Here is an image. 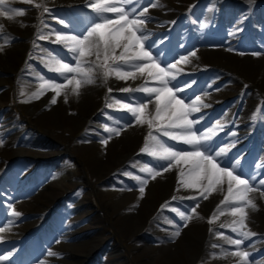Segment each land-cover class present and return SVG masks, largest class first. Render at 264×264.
<instances>
[{
  "label": "rangeland",
  "instance_id": "rangeland-1",
  "mask_svg": "<svg viewBox=\"0 0 264 264\" xmlns=\"http://www.w3.org/2000/svg\"><path fill=\"white\" fill-rule=\"evenodd\" d=\"M112 2L5 0L23 15L11 20L0 16V226L5 221L11 225L0 231V246L8 235L28 230L32 221L43 226L50 240L41 233L28 236V254L15 256L7 250L9 259L0 264H33L32 256L67 259V251L77 260L69 264H113L104 256L111 250L125 264H264V186L258 184L264 178V0L124 4L126 10L135 9L130 19H145L138 35L147 37L144 50L153 61L166 70L170 64L176 66L172 69L176 79L168 87L184 105L199 108L189 119L198 121L192 129L197 136L211 135L205 147L212 162L230 171L234 165L233 175L249 179L256 189L248 193L256 209L245 208L243 231L254 234L247 239L227 227L238 219L229 212L234 203H221L228 195L227 176L216 173L220 183L214 181L209 188L204 180L207 162L192 170L199 157L169 167V161L151 155L159 145L194 150L157 131V126H166L163 120H153L149 128L155 95L136 89L160 87L159 80L148 75L156 72L153 61L131 62L148 65L143 75L131 64L122 65L121 71L135 79L121 80L114 71L104 76L102 55L99 59L95 53L85 55L81 67L91 68L93 82L75 92L67 80L76 74L51 70L59 66L57 60L75 67L78 55L69 51L70 40L57 42V36L86 34L93 23L102 22L101 17L114 19L115 14L98 15L91 7ZM220 36L236 42L224 45ZM136 51L130 48L129 54ZM120 52L117 49L116 55ZM108 66L114 67L111 59ZM53 82L64 85L59 96L48 87ZM167 99L166 93L161 104ZM140 103L148 104L142 114L145 123L122 107ZM221 148L227 151L215 157ZM193 179H198L196 187L185 188L184 183ZM52 230L63 235L52 238ZM227 238L244 243L237 247ZM241 251L250 254L245 262L233 255ZM0 255L5 253L1 250ZM84 257L91 263H83Z\"/></svg>",
  "mask_w": 264,
  "mask_h": 264
},
{
  "label": "snow or ice",
  "instance_id": "snow-or-ice-1",
  "mask_svg": "<svg viewBox=\"0 0 264 264\" xmlns=\"http://www.w3.org/2000/svg\"><path fill=\"white\" fill-rule=\"evenodd\" d=\"M151 2V0H148ZM132 0H113L112 3H95L92 4L91 7L95 13L103 14V13H112L115 14V18L101 17L102 22L93 23L91 27L87 28L86 34L81 32L80 34L73 35L71 37H61L57 36V42H63L64 40H70L72 47H70L69 51L71 53H78L76 56V66H70L68 63H62L60 60H57L56 63L59 65L56 68L51 69L52 71L58 73H73L74 75L71 79L67 80V84L75 85L72 88V91L75 92L82 84H91L92 81V70L91 68L81 67V57L85 55H92L95 53L97 59L103 56V66L105 67L104 76L107 78L110 74V71H114L116 77L121 80L128 79L131 76L135 79V75L130 72L121 71L122 65H130L133 61H153V57L150 55L149 51H145V41L147 37L143 34L138 35V32H141L142 26L146 22L143 18H129L130 15L134 17L135 9L131 11L126 10L124 4H131ZM119 4V6H117ZM147 9H144L146 12ZM23 15L22 11H19L15 8L8 7L5 3V0H0V16L7 17L8 19H12L14 16ZM140 16L143 17L144 13H140ZM61 23H64L62 20ZM174 23V22H173ZM204 27V25H201ZM65 28L69 29V25L65 24ZM231 35H235V32L231 33ZM82 37V38H80ZM151 47V45H148ZM130 48H136L138 51L129 54ZM121 49L119 55H116V50ZM191 55H195V52L190 53ZM111 59L113 61L114 67L109 68L108 61ZM185 63H187L186 57H181ZM119 62V63H117ZM164 61L161 60V63ZM141 75L144 74L145 68L148 65L135 63L131 64ZM151 67L156 69L155 73L149 72V76H154L159 80L160 87L155 88H142L136 89V91H143L151 95H155V116L152 119L147 120L149 128L151 129L153 126V120L160 121L163 120L165 122V127L161 128L157 126V131H162V134L168 136L171 140L182 141L186 145H191L193 147V151H175L172 147H165L163 145H159L155 148L151 155L158 157V159L162 161H169V167L172 166V163L179 164L181 160H185L188 157H199V160H195L192 162V170L199 169L201 167V161H206L210 166L206 174L204 176V180L208 182L209 188L213 186L215 181L216 184L220 183L219 178L216 176V173H223L227 176L228 179V195L224 196V200L221 203L230 202L234 203L236 206L231 208V215L233 217H238L237 220L232 222V225H228L227 227L231 228L233 233H237L242 236L244 239H247L254 235L251 232L243 231L245 228L244 221L247 217V213L245 212V208L256 209V204H254L250 198H248V193L255 191L256 189L250 186L249 179H242L239 175H233V171H235V166H232V171L228 170V167L218 168L216 164L212 161L214 157L211 155V152L207 147H205V142L211 139V135H201L197 136L196 132L193 131V124L198 123V121H193L189 119V116L192 112L199 111V108L192 106L189 107L184 105L183 101L180 99H176L174 95H171L172 89L168 87V84L176 79L175 74L172 73V69L175 68V65H169L168 69L162 68L159 64L153 63ZM178 71V70H177ZM79 76L80 79H76V76ZM48 87L56 92V96L60 95L61 88L64 85L49 83ZM175 87V85H173ZM111 91V89H109ZM123 91L128 92L129 89L125 88ZM169 94V99H167L163 104H161V98L164 94ZM199 100V97H197ZM52 104L56 103V97L54 96L51 100ZM204 107H208V105H203ZM123 108L127 109L128 112L135 117L136 121L140 123H145V120L142 118V114L147 109V103H140L137 107H132L128 104L122 105ZM216 127H220L219 124ZM169 128L179 129V132H171L168 131ZM106 131H110V129H105ZM209 133H213V129H209ZM119 135V132L116 133ZM151 135V132L149 133ZM234 135V133H232ZM155 139V137H153ZM3 141H0V145H2ZM203 149V151H202ZM227 149L221 148L220 151L215 153V157H221ZM151 171V170H149ZM167 171V169H165ZM198 176V174H197ZM251 180H256V176H251ZM198 179H193L190 183H184L185 188H195L197 185ZM146 183V181H145ZM235 184V188H234ZM259 186H264V178L259 179ZM141 192L144 191L143 188L140 189ZM261 195L264 196V192H261ZM205 198H207L205 196ZM242 205V206H241ZM195 211V208H193ZM12 216H19L18 212H11ZM181 216L184 217V214L181 213ZM211 223V221H209ZM221 227H226V225H221ZM0 231H4L3 228H0ZM179 233H177L178 235ZM228 239V243L231 245H235L239 247L244 243L242 239ZM215 247V245H213ZM52 255V253H49ZM233 255H238L241 258L242 262H245L250 255L246 251L234 252ZM9 256L0 255V262L7 261Z\"/></svg>",
  "mask_w": 264,
  "mask_h": 264
},
{
  "label": "bare ground",
  "instance_id": "bare-ground-1",
  "mask_svg": "<svg viewBox=\"0 0 264 264\" xmlns=\"http://www.w3.org/2000/svg\"><path fill=\"white\" fill-rule=\"evenodd\" d=\"M72 3H77V1H71L70 2V4H72ZM158 18H160L158 15H156ZM161 18H163V16L161 17ZM180 31H182V30H180ZM182 34V33H181ZM218 40L220 41V42H222L224 45H230V44H234L236 41H233L232 39H228L226 36H220L219 38H218ZM194 42V41H193ZM197 42H202V41H197ZM196 44V43H195ZM207 44V43H206ZM179 45V44H178ZM232 47V46H231ZM175 49H176V47H175ZM190 91V90H189ZM191 93V92H190ZM194 94V93H193ZM191 96V95H190ZM2 117V116H1ZM256 135V134H255ZM256 137H258V136H256ZM258 139V138H257ZM256 140V139H255ZM260 141V140H259ZM262 141V140H261ZM259 144H261V143H259ZM263 144V143H262ZM262 148V147H261ZM260 148V149H261ZM257 149V148H256ZM258 154V153H257ZM256 156V155H255ZM25 193V192H24ZM221 202V201H220ZM230 203V202H229ZM227 205V204H226ZM230 206V205H229ZM8 207V206H7ZM10 209V208H9ZM231 210V209H230ZM9 212V211H8ZM230 213H231V211H229ZM227 213V212H226ZM8 215V214H7ZM9 215H10V213H9ZM27 215H25V217H26ZM19 217V216H18ZM21 217V216H20ZM16 218V217H15ZM13 220V219H12ZM6 222H8V221H5V222H3L2 223V227H0V228H3L4 230H6L7 229V227L9 226ZM9 224H10V222H9ZM33 225H37V224H33ZM9 227H11V225L9 226ZM34 226H32L31 228H33ZM52 234L54 235V236H56V234L58 235V234H63V232L62 233H57L56 231H53L52 232ZM17 235H19V237L17 236ZM62 236V235H61ZM7 237H11V239H9L7 242H6V244L4 245V246H2V247H0V251L1 250H9L11 247H14L13 249L14 250H11L10 252H14V254H15V256H18L20 253H26V251H28V249H27V246L25 245V244H23V246H21V244H22V242H23V240H22V238H23V234H22V232L21 233H19V234H11V235H8ZM65 237H67V236H65ZM71 238V236H69L68 237V239H70ZM66 239V238H65ZM50 242V241H49ZM87 243V242H86ZM63 251H65V250H63ZM110 251V250H109ZM31 252V251H30ZM4 253V252H3ZM7 253H9V252H6V254ZM5 254V255H6ZM26 254H28V253H26ZM30 254V253H29ZM98 254V253H97ZM117 254H118V252H117ZM116 253H112V250H111V252L110 253H108L107 252V255H104V256H106L107 258L109 257V259L113 262V264H125V263H123L122 261H119V257H118V255H117ZM64 255L67 257V259H55V258H51V257H49V256H40V257H35V256H32L30 259H31V261H30V263H33V264H69L70 262H72V261H74V262H76L77 260H76V258H75V255H73V256H70L71 255V253H69V251H67V252H65L64 253ZM101 254H99V256H100ZM103 256V257H104ZM26 257V256H25ZM30 257V256H29ZM70 257H72V258H70ZM102 257V256H101ZM69 258V259H68ZM89 257H84V259H83V263H89L90 261H89V259H88ZM105 258V257H104ZM25 260V259H24ZM14 262H15V260H13ZM23 262V261H22ZM109 262V261H108ZM251 262V261H250ZM29 263V262H28ZM91 263V262H90ZM109 263H111V262H109ZM18 264V263H17ZM23 264V263H22ZM251 264V263H250ZM252 264H257V263H252ZM258 264H259V262H258Z\"/></svg>",
  "mask_w": 264,
  "mask_h": 264
}]
</instances>
